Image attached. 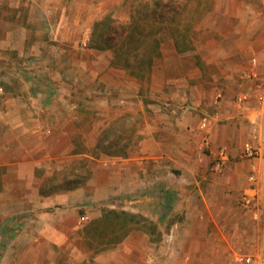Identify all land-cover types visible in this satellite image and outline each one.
<instances>
[{
	"label": "crops",
	"instance_id": "obj_1",
	"mask_svg": "<svg viewBox=\"0 0 264 264\" xmlns=\"http://www.w3.org/2000/svg\"><path fill=\"white\" fill-rule=\"evenodd\" d=\"M127 1L0 0L1 264H89L91 259L93 264H135L140 245L129 235L119 242V251L90 250L86 213L98 218L106 199L145 192L144 184L145 195L158 199L150 204L152 220L173 207L177 214L185 213L170 228L177 239L173 250L165 245L154 250L155 240L149 239L158 223L152 221L157 232L148 236L145 247L152 263L160 257L161 264H234L229 227L241 220L234 214L237 194L244 190L241 200L245 193H255L257 211L263 212L264 11L249 6L244 27L229 18L210 27L208 34L223 38H211L203 48L209 51L215 42L209 51L215 70L206 76L200 67L193 74L173 75L165 58L157 66L161 79L156 85V74L150 77L141 107L137 75L126 76L104 46H78L83 30L94 35L113 7ZM258 3L264 5V0ZM193 50L200 52L196 44ZM181 60L179 55L174 62ZM242 94L249 100L241 105ZM205 119L211 124L212 156L199 162ZM115 125L133 132V144L124 145L121 153L91 156L88 148L100 141L87 133ZM254 130L260 156L236 160V149ZM75 132L84 133L83 139H76ZM221 144L230 146L231 155L219 173L209 162ZM78 147L85 150L76 151ZM74 155L89 163L88 173L52 182ZM185 195L197 199L192 210L197 218L185 211ZM245 209L249 216L242 221L254 216L253 209ZM160 235L157 241L164 243L166 234Z\"/></svg>",
	"mask_w": 264,
	"mask_h": 264
},
{
	"label": "rangeland",
	"instance_id": "obj_2",
	"mask_svg": "<svg viewBox=\"0 0 264 264\" xmlns=\"http://www.w3.org/2000/svg\"><path fill=\"white\" fill-rule=\"evenodd\" d=\"M138 3H123L116 5L115 8L111 10V15L109 20L104 24H99L94 35H89L90 39L88 41L87 47H91L93 44L95 46L106 47L113 57H115L116 47L127 48L129 51L126 57L118 59L117 66H120L123 73L128 75H135V71H138L137 77L138 85H140V93L142 95L141 107L145 104L146 94L150 90V77L154 74V83L158 85L161 74V65L165 58L169 59L170 72L173 75H181L194 73L195 67H200L206 73L215 70L213 64L209 62L211 47L214 48L215 42L210 44L209 51H206V45H209L211 38L214 40L221 41L222 36H213L208 34L210 27L213 29L216 25L220 23L232 22L236 20V24L242 21V26H245L243 20L247 13L248 7H255L254 11H264V5L259 4L258 0H138ZM144 5V6H143ZM259 7V9H258ZM143 13V14H142ZM146 15V16H145ZM147 17L148 27L145 26L146 22L142 21L141 28H148V35L142 33V36L136 35L130 37L129 29L130 25H134V18ZM229 20H226L228 19ZM238 18V19H237ZM217 27V26H216ZM140 31V29H139ZM142 37V39L140 38ZM78 46L82 47V41L84 38V30L78 37ZM158 41V44H156ZM192 41V42H190ZM200 48V52H194V46ZM111 48L110 46H113ZM86 47V48H87ZM156 48H158L156 52ZM162 49V50H161ZM176 49V51H175ZM125 51V52H126ZM155 51V52H154ZM181 55V62L176 64L174 62L177 57ZM150 58L153 59V64L148 68L144 65ZM115 59V58H114ZM130 61L128 64L127 61ZM145 61L144 64H139V62ZM128 64L129 66L127 67ZM154 70V72H153ZM156 70V71H155ZM141 71V72H140ZM146 77H148L146 79ZM124 80V79H123ZM125 126L115 125L109 128L106 132H88L87 136L92 140L100 141L99 146L88 148V152L91 156L99 157L102 152L106 153H121L124 150V145L133 144V132L130 135L129 131L124 128ZM84 133L75 132V138L78 140L83 139ZM131 138V140H130ZM130 140V142H129ZM81 145V144H80ZM83 149V147H78L76 149ZM238 151L236 160H241L243 157L241 147L236 149ZM206 157L211 158L209 151L206 153ZM59 157V155L57 156ZM72 157V156H71ZM68 158V160L71 159ZM211 161V160H210ZM70 162V161H68ZM210 166H211V162ZM89 163L86 160L81 159L79 156L74 155L71 163L66 166V169L58 170L53 174V181L58 179H74V177L79 174L82 178L88 173ZM211 170L207 169L206 176H209ZM78 176V175H77ZM220 175H217L219 177ZM76 178V177H75ZM78 179V178H77ZM210 182L209 178L206 180ZM204 182L202 186H207L208 182ZM145 183V182H143ZM190 187V184L186 185ZM142 193H130L127 192L123 196H111L104 201V206H101L102 215L97 218L93 217L92 212L86 213L89 215L87 221H90L89 225V235L91 241L89 244L91 251H103L106 253L112 250L119 251L122 249L123 245L119 242L123 241L128 235L137 242L140 247L137 250V257H134L135 264H161V259L155 258L153 263L148 260L149 257L153 256L150 254H145L146 242H148V236L154 233L153 238L149 240H155L154 250H158L160 246L165 245L171 250L177 245V239L175 238L173 242H169L166 239L167 233L170 234V228L175 223L176 219H182L185 213L175 212L173 207L170 213H160L159 218L151 219L152 213L150 204L158 203V199L147 197L146 185L143 186ZM244 190L240 193L242 194ZM237 194L234 209L239 219L238 224H234L233 228L229 227L232 234L231 240L229 242V251L232 254L231 259L233 260L234 254L239 251H253L261 245V234L263 231V219H256L254 216L248 218V221H242L249 214L246 209L241 206L240 196ZM186 205L185 211L191 213L190 218H197L196 212L192 211L196 209L197 204L194 198H189V195H185ZM188 200V201H187ZM103 205V201L101 202ZM162 203L161 200L159 202ZM95 206L99 205L98 201L95 200L93 203ZM191 209V210H190ZM233 209V207H232ZM109 210H114L115 212L107 214ZM106 214V216H105ZM240 214V215H239ZM180 215V217H179ZM182 215V216H181ZM165 219L162 223V217ZM187 216V215H186ZM152 221L158 223L157 228L152 226ZM176 230L181 231V227ZM165 233L164 243L157 241L161 235L160 233ZM177 237V235H176ZM161 240V238H160ZM150 241L148 243H150ZM142 251V252H141ZM135 253V255H136ZM159 256V254H156ZM155 256V255H154ZM147 258V260H146ZM4 264H14L15 261L4 260ZM148 261V262H147ZM93 259L89 261V264H93ZM109 262V261H107ZM2 259L0 257V264ZM87 260L80 261L75 260V264H86ZM125 263H130L129 261H124ZM234 263V261H233ZM235 264V263H234Z\"/></svg>",
	"mask_w": 264,
	"mask_h": 264
},
{
	"label": "built area",
	"instance_id": "obj_3",
	"mask_svg": "<svg viewBox=\"0 0 264 264\" xmlns=\"http://www.w3.org/2000/svg\"><path fill=\"white\" fill-rule=\"evenodd\" d=\"M90 37L88 34L84 35L83 45L86 47ZM249 100L248 94H242L238 98L239 104H245ZM210 121L207 119L203 120L200 125V130L202 132L201 139L197 147V159L199 162H203L206 158V153L209 151L211 146L210 139ZM259 139V134L257 130H254L250 139L246 140L242 147V155L245 158H256L260 156V147L256 144V141ZM231 155V148L228 144H221L217 151L215 152L211 166L212 169L216 172H222L226 162L229 160ZM250 183L256 181L255 175H251L249 178ZM263 194V208H264V186L262 190ZM241 204L247 209H253L254 217L256 219H263V231L261 234V245L256 251H239L234 254L233 261L235 264H264V209L263 212L257 211V202L255 193H245L241 197ZM175 239V231L170 232L167 237L169 242H173Z\"/></svg>",
	"mask_w": 264,
	"mask_h": 264
},
{
	"label": "trees",
	"instance_id": "obj_4",
	"mask_svg": "<svg viewBox=\"0 0 264 264\" xmlns=\"http://www.w3.org/2000/svg\"><path fill=\"white\" fill-rule=\"evenodd\" d=\"M139 1L138 0H128L127 1V4H133V3H138ZM144 6V5H143ZM143 14V13H142ZM146 16V15H145ZM142 21H145L146 22V24H145V26L146 27H148V24L149 23H147V17H138V18H134V25H130V29H129V35H130V37H133V36H136V35H140V36H142V33L143 34H147L148 35V28H141V26H143L142 25ZM141 25V26H140ZM139 29H140V31H139ZM141 39H142V37H140ZM190 42H192V41H190ZM156 44H158V41H156ZM111 48H113L114 47V45L113 46H110ZM126 50H128L127 48H123V47H116V49H115V61L117 62V64H118V59H121V58H123V57H126L128 54V52L129 51H126ZM157 50H158V48H156V52H157ZM126 51V52H125ZM155 52V51H154ZM128 62V64L130 63V61L128 60L127 61ZM145 63V61H143V62H139V64L141 65V64H144ZM128 64H126L127 65V67L129 66ZM153 64V59L152 58H150L144 65L148 68L149 66H151ZM141 72V71H140ZM136 75L138 74V71L136 72H134ZM113 212H115L114 210H109L108 212H107V214H109V213H113ZM105 216H106V214H105Z\"/></svg>",
	"mask_w": 264,
	"mask_h": 264
}]
</instances>
